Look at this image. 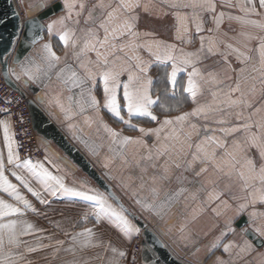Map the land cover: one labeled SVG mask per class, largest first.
Masks as SVG:
<instances>
[{
  "label": "crops",
  "instance_id": "obj_1",
  "mask_svg": "<svg viewBox=\"0 0 264 264\" xmlns=\"http://www.w3.org/2000/svg\"><path fill=\"white\" fill-rule=\"evenodd\" d=\"M15 2L23 17H35L56 3L62 5V11L45 21L46 30L44 39L36 44L27 56L32 57L38 63H42L41 58L45 55L43 45L49 43L52 46V50L60 58L58 68H63L68 65L76 70L79 75L84 76L85 72L79 67V64L85 60L95 61L97 59L96 53L89 52L86 57L82 56L79 59L76 58L74 53L78 52L80 47L83 46V41L87 38L88 29H96L99 37L101 39L103 38V30L98 27L100 20L103 19L100 13L101 11L106 13L111 9L101 10L98 7H94L99 3V0H69L70 3H74L75 5L72 9L71 18L66 19L63 26L57 23L54 26L53 34L50 36L47 25L53 21H58L61 17L68 16V10L64 7V0H15ZM103 2L105 4L110 3L112 7H115L119 4L120 0H103ZM134 2L138 3L139 6L132 9L131 12H125L124 17H138L135 31L139 33V36L135 42L142 44L145 42L152 43L154 41H160L165 44L175 45V55H180L182 51L184 53H198V57H193V60L195 62V68L200 73L199 76L194 78L199 85L200 91L195 101H193L190 94L184 92V88L187 87L188 72L192 71V66H188L184 71L178 73L176 87L173 89L168 80V74L172 71L171 62L168 63L167 67L153 64L147 73V76L153 81L150 94L154 100L159 98L160 103L171 109L170 111L165 112L159 105L154 106L151 111L157 116V119L151 121L149 118H134L132 123L136 125V128L133 130L122 122L116 121L101 107L100 117H102L104 123L110 128L122 136H127L132 139H142L144 141V145L127 146L124 157L127 163L119 156H114V153L109 150L110 146H112L111 139L100 127L96 119V114L92 109H86L85 112L79 113V109L73 107L71 109V119L66 120L64 112L60 110L55 102L49 103L54 97L59 96L61 102L67 108L68 102L66 97L73 95V92L64 89V86L54 75L51 82L45 80L47 87H41L32 82H28L26 85L24 79L17 82L26 89L31 85L38 89L37 94L41 95L45 101L44 103L39 101L44 111L57 123L87 158L94 163L96 168L114 186L126 204L149 226L157 231L177 258L186 264H218V260L225 261L226 264H258V261L261 259L258 254L264 253V247H259L256 241L257 239L258 241H262L264 237L257 236V239H252L247 234L248 232L252 233L254 227L264 228V217H258L253 223H244L245 225L243 227H238L242 220L248 218L250 212L264 213V204L257 203L255 205L250 204L243 213L237 216L238 205L246 203L251 199L249 196L251 189L243 190L241 181L235 177L230 178L224 176L217 172L211 165L207 166V172L196 176L195 172L199 171L201 167L200 163L196 162L192 169L183 172V176L185 177L183 183H179L175 179V174L181 173L182 168H173L172 178L164 181L160 189V199H155L150 191L151 187L154 186L151 177L153 175L159 176L163 173L161 165L167 157L156 161V168L149 166L152 163L151 161L146 159L141 160V154L146 156L149 150L155 155L156 148L154 145L158 146L159 142L155 134L145 136L139 129H156L160 127L164 119L175 120L176 117L184 113H191L198 107L211 105L214 111L208 112L206 117L203 114L200 116H190L183 124L167 126L160 133L161 140H163L175 128L180 138L183 139L185 134L192 131L190 125L195 124L197 129L192 137L193 148L191 149V151H195V144L199 143L205 128L211 130L239 125L245 122V119L256 108H261L262 111L253 115L251 119L253 121L259 120L264 115V92L260 90L261 86L258 79L256 81L257 91L255 93H249L246 97L242 98L252 104L251 108L244 107L243 104L228 107L226 93L229 92L230 87H235L237 79L239 78V69L245 65L237 61L234 54L228 55L227 60H225L221 53L228 51L225 47L226 44H232L235 48H239L240 51L251 55L253 59L247 64L248 72L245 75L258 77V73L253 72L252 68L253 66L259 67V56L255 51L258 47L259 39L248 40L242 33L259 38L264 37V30L252 25H243L236 20H229L227 18V14L229 13L233 16L245 15L236 6L237 0H231L233 7H228L224 0H215L216 13L200 12L197 9L196 11L200 12L202 21L203 31L201 32L196 31V22L191 16L193 10L190 8H172L170 7L171 0H134ZM177 2H182V0H177ZM254 2L257 12L260 15L250 14L247 18L264 23V9L259 7V0H254ZM81 3L85 5L82 11L80 9ZM40 5H43V7H40ZM90 11L93 13V19L88 18ZM76 12H81V14L77 17ZM177 12L188 15L189 17L187 22L188 32L184 33L181 30V39H177L178 25L174 15ZM220 12H224L226 15L219 30H216V25L213 23L212 17ZM77 20L79 23H76ZM117 22L119 23V21ZM209 29H213V31H209ZM64 30L74 31L75 36L73 39L79 41L76 48H73L71 43L68 47H65L63 42L59 40L57 32ZM145 33H151V35H145ZM201 37L205 38L203 51L200 50ZM209 37L213 38L216 42L213 53L207 51ZM128 40L129 37L125 36L121 40L116 41V43H126ZM249 49L253 51L249 52ZM137 52L145 61L154 60V57L146 48H139ZM131 54L130 51L127 53V55ZM114 55L120 56L125 60L127 59L125 52L117 51ZM113 58L114 56H109V60ZM132 63L135 62L133 61ZM178 66L183 67L182 65ZM11 67L15 68L17 72L20 71L19 65H12ZM89 67L95 71L94 65L90 64ZM210 74L215 76V81L211 79ZM121 80H127V73L121 76ZM88 83L91 82L89 81ZM251 83L249 81L248 84H245L241 81L242 89L247 90V87ZM74 92L77 93L76 98L79 99V90L75 89ZM173 92H175V95H173ZM213 92L217 93L216 97H213ZM37 94L34 95V98H37ZM93 94L101 102L102 106L103 91L99 79ZM239 95V93H233L232 99L238 98ZM238 112L243 114V118L240 120L236 117V113ZM122 115L127 119L126 113H122ZM86 117L93 118L94 122L91 126L85 123ZM221 119L225 120L226 123H216V121ZM0 120L9 121L11 130L14 133L11 116L1 109ZM69 124H75V134L83 140L88 141L90 146L97 148V155H93L89 148L85 147L80 140L73 138V132L68 128ZM252 131H256V129L253 128ZM209 134L212 133L210 132ZM215 135L220 139H226L229 150H231L233 140H240L242 142L244 133L237 132L225 138L217 131ZM13 138L16 141L15 135ZM40 145L45 150L46 155L52 159L53 163L60 165V171H57L52 164L45 161V157L39 161H44L45 166L53 174L65 176L67 186L80 188V181L87 180L90 186L98 188L54 145L47 144L42 140ZM209 151H211V147ZM53 152L66 160L67 165L61 164L59 160H56L52 156ZM252 152L255 154V149ZM0 153H3L6 166L10 169L12 166L7 165V148L4 145L2 128H0ZM222 155L223 150L217 149V157L219 158ZM134 156L135 159L133 158ZM19 157L23 161L20 154ZM191 159V155H188L187 160L190 161ZM137 160L140 161L139 165L136 163ZM109 161H111L109 167L105 168L104 164ZM145 167H147V171L142 172L141 169ZM5 174L8 175L12 183L18 184L15 178L11 176L10 171H6ZM110 177L112 178L110 179ZM141 177H143V180ZM142 184L143 187H141ZM34 186L36 185L34 184ZM180 188H184L186 191L174 201L166 204L162 211V218L156 216L154 212L142 209L139 205L135 204L136 198L143 199L148 203L159 204L163 200L166 192L175 193ZM20 191L32 202L37 211H26L23 216L11 217V219L28 221L34 225L35 229L30 235L21 236L19 246L11 249L13 256L17 258V264H126L136 235L129 239L106 220L97 222L92 216H89L87 220L83 219V214L88 210V205L78 198L53 197L45 193V198L49 203L40 204L38 200L32 197L22 187H20ZM133 192L136 193L135 197L132 196ZM216 192H219L221 195L219 199L212 200L210 195ZM0 198H3L9 203H16V201L3 192H0ZM222 201H227L230 207L225 208ZM109 202L114 207H118L113 199L110 198ZM213 209L219 211L220 215H217ZM129 219H131L130 216ZM229 220L233 221L232 227L235 229L234 232H227ZM133 222L135 223V221ZM242 228L247 229V232L243 231ZM85 229L92 230L94 233L93 241L94 243L99 242V246L81 248L78 243L72 240L73 235ZM221 232H227V234L220 241L219 247L215 249L210 248L211 244L216 241V238L220 236ZM245 240L253 245V251L247 254L240 251ZM58 241H63V243H57ZM225 244L231 245L228 252L224 251ZM113 247L118 250L117 253L112 252L111 249ZM29 248H35L36 251L29 252ZM70 248L74 249V251H67ZM120 251L124 252L125 255L122 257L119 256L118 253ZM144 259L145 252L143 250V262ZM161 264L164 263L161 262Z\"/></svg>",
  "mask_w": 264,
  "mask_h": 264
},
{
  "label": "snow or ice",
  "instance_id": "obj_2",
  "mask_svg": "<svg viewBox=\"0 0 264 264\" xmlns=\"http://www.w3.org/2000/svg\"><path fill=\"white\" fill-rule=\"evenodd\" d=\"M224 2L228 7H233L231 0H224ZM74 6V3H70L69 0H64V7L68 10V16L61 17L58 21H53L47 25V30L50 36L53 34L54 26L57 23L63 26L64 21L71 18ZM138 6V3H135L134 0H120L119 4L115 7H112L110 3L105 4L103 0H99V3L94 6L101 10L109 8L111 10L106 13L101 11L100 13V16H102L103 19L100 20L98 27L103 30V38L101 39L99 37L96 29H88L87 38L83 41V46L80 47L78 52L74 53L77 59L82 56L86 57L89 52L96 53L97 59L95 61L85 60L81 61L79 64V67L85 72L84 76L79 75L76 70L68 65L63 68H58L57 66L60 58L52 50V46L49 43L43 45L45 55L41 58L42 63H38L32 57L26 56L23 61L19 59L14 60V63L19 65V72L12 67H8L5 72V75L14 76L17 81L24 79L26 85L28 82H32L41 87H47L45 80L51 82L54 75L64 86V89L73 92V95L66 97L68 102L67 108H65V105L61 102L59 96L54 97L49 103L54 101L60 110L64 112L66 120L71 119V109L73 107H77L79 113L85 112L86 109H92L96 114V119L99 122L100 127L111 139L112 146H110L109 150L114 153V156H119L121 159H124L125 157V149L127 146L144 145V141L142 139H132L127 136H122L120 133L110 128L104 123L102 117H100L101 107L116 121L122 122L127 125L128 128L133 130L136 128V125L132 123L134 118H149L151 121L157 119V116L151 111L154 106L159 105L163 111H170L171 109L160 103L159 98L154 100L150 94L153 81L147 76V73L153 64L167 67L168 63L171 62L172 71L168 74V80L173 89L176 87L178 73L184 71L188 66H192V71L188 72V82L187 87L184 88V92L190 94L193 101H195V98L200 91L199 85L194 79L200 75L199 70L194 66L195 62L193 60V57H198V53H184L182 51L180 55H175V45L165 44L160 41H154L152 43L145 42L142 44L135 42L136 38L139 36V33L135 31L138 17H124V13L131 12L132 9ZM236 6L239 8V11L245 15L233 16L229 13L227 14L229 20H236L243 25H252L264 30V23L247 18L250 14L260 15V13L257 12L254 0H237ZM40 7H43V5H40ZM84 7L85 5L81 3V11ZM170 7L192 9L191 16L196 22L195 27L197 32L203 31L200 12L216 13L215 0H182V2L171 0ZM259 7L264 9V0H259ZM197 9H199L200 12L196 11ZM80 14L81 12H76L77 17ZM29 15H31V13H29ZM174 15L178 25L177 39H181V30H183L184 33L188 32L187 22L189 17L188 15L179 12ZM225 15L224 12L213 15L212 20L216 25V30H219ZM88 18L93 19V13L91 11L89 12ZM117 21H119V23ZM76 23H79V21L77 20ZM40 27L41 30H43V26L41 25ZM209 31H213V29H209ZM57 35L65 47H68L71 43V46L76 48L79 43L78 40L73 39L75 33L72 30L58 31ZM145 35H151V33H145ZM242 35H245L248 40L259 39L258 47L255 49L259 56V67L253 66L252 68L253 72L258 73V77L245 75V73L248 72L247 64L252 61L253 57L240 51L239 48H235L232 44H226L225 47L228 51L221 53L225 60H227L228 55L234 54L237 61L242 65H245L239 69V78L237 79L235 87H230L229 92L226 93V103L228 107H235L243 104L244 107L251 108L252 104L248 100L242 98L246 97L249 93H255L257 91V79L261 86L260 90L264 92V37L257 38L246 33H242ZM125 36L129 37V40L126 43H116V41L121 40ZM204 39V37H201V51L204 49ZM208 40L209 47L207 51L213 53V48L216 47V42L211 37H209ZM35 42L34 39L33 43ZM245 46L247 47V45ZM139 48H146L154 57V60H143L137 52V49ZM117 51L125 52L126 55L130 51L132 54L127 55V59L125 60L120 56L114 55ZM251 51L253 50L249 49V52ZM110 55L114 56L112 60H109ZM133 61L135 63H132ZM90 64L95 66V71L89 67ZM178 65H182L183 67H179ZM125 73H127V80L122 81L121 76ZM210 76L211 79L215 81V76L211 74ZM98 79L102 84V106L101 102L93 94L96 90ZM89 81L91 83H88ZM241 81L245 84H248L249 81L252 83L247 87V90H244L241 87ZM75 89L79 90V99L76 98L77 93L74 92ZM233 93H239L240 95L238 98L232 99ZM173 95H175V92H173ZM212 95L213 97H216L217 93L213 92ZM37 99L41 103L45 102L44 98L39 94H37ZM5 103H9V101H5ZM211 111H214L211 105L201 106L194 109L191 113H184L183 115L176 117L175 120L164 119L160 127L156 129L146 130L140 128L139 131L145 136L155 134L156 139L159 142L158 146L154 145L156 148L155 155L149 150L146 156L141 154L140 159L151 161L152 163L149 166L156 168V161H159L163 157H167L161 165L163 173L159 176L153 175L151 177L154 186L151 187L150 191L155 199H160V189L164 181L172 178L173 168H182L181 173L175 174V179L179 183H183L185 179L183 172L192 169L196 162H199L201 165L199 171L195 172L196 176H200L202 173L207 172V166L211 165L217 172L224 176L230 178L235 177L242 182L243 190L251 189L249 192L251 199L246 203L238 205L237 216H239L249 207L250 204H264V115L256 121L251 119L253 115L260 113L262 109L256 108L255 111L245 119V122L239 125L211 130L205 128L199 143L195 144V151H191L193 148L192 137L197 129L195 124L190 125L192 131L185 134L183 139L180 138V135L175 128H173L171 134L166 135L163 140H161L160 137V133L165 127L173 124H183V122L187 121L190 116H200L203 114L206 117L207 113ZM122 113L127 114V119ZM236 117L240 120L243 118V114L238 112L236 113ZM93 122L92 117L85 118V123L89 126H91ZM216 123L225 124L226 121L221 119L216 121ZM0 128L3 129V141L7 148V165L12 166L10 169L7 168L3 153H0V192L7 194L10 198L16 201V203L13 204L0 198V264H17V258L13 256L11 249L19 246L21 243V236L30 235L32 231L35 230L34 225L26 220L11 219V217L14 216H23L26 211H37L32 202L21 193L20 187L30 193L40 204L49 203L45 198V193L53 197L61 196L66 198H78L80 201L88 205V210L83 214V219L87 220L89 216H92L97 222L106 220L129 239L134 235H139L141 233L144 226L140 225L138 222H133L137 221L138 218L134 213L128 212V209L120 203L119 198L116 197L114 193L109 191L106 194L99 188L90 186L87 180L80 181V188L69 187L65 183V176L53 174V172L45 166L44 161H33L30 158L21 161L17 151L16 141L13 138L14 133L11 130L10 122L0 120ZM68 128L73 132L74 139L80 140L85 147L89 148L93 155L98 154L95 146H90L88 141L83 140L80 136L75 134V124H69ZM253 128H255L256 131H252ZM217 131L225 138L234 135L237 132H243V141L233 140L231 150H229L226 139H220L215 135V132ZM210 132L212 134H209ZM210 147L211 151H209ZM217 149L223 150V155L219 158L217 157ZM253 149H255V154L252 152ZM188 155H191L192 157L190 161L187 160ZM52 156L55 157L56 160H59L61 164L67 165V161L62 157H59L56 153L53 152ZM133 158L135 159V156ZM45 161L52 164L57 171H60V165L54 164L49 156H45ZM110 162L111 161L106 162L104 167L108 168ZM124 162L127 163V160L124 159ZM136 163L139 165L140 161L137 160ZM6 171H10L11 176L15 178L18 184L12 183V181L9 180L8 175L5 174ZM141 171L146 172L147 167L142 168ZM111 178L112 177H110V179ZM141 179L143 180V177H141ZM34 184L36 186H34ZM141 187H143V184ZM185 191L186 189L180 188V190L175 193L166 192L163 200H161L159 204L148 203L139 198L135 199V204L139 205L142 209L154 212L156 216L162 218V211L166 204L177 199ZM220 195L219 192H216L211 194L210 198L212 200H217ZM132 196L135 197L136 193L133 192ZM110 198L116 200L118 207H114L113 204L109 202ZM222 203L225 208L230 207L227 201H222ZM213 211H215L217 215H220V212L216 209H213ZM129 216L132 218L129 219ZM258 217H264V213H257L255 211L250 212L248 218L242 223L251 224ZM232 223L233 221L229 220L227 232L235 231L232 227ZM242 230L247 232V229L245 228H242ZM227 232H221L220 236L216 238V241L211 244L210 248L215 249L219 247L220 241ZM250 234L253 235V239L257 236L264 237V228L254 227ZM93 237L94 233L92 230L85 229L84 231L73 235L72 240L75 243H78L81 248L99 246V242L94 243ZM145 241L143 248L145 252L144 264H161L159 249L166 248V245L161 243L154 234L150 241L146 235ZM57 243H63V241H58ZM258 246L264 247V240L260 241ZM230 247V244H225L224 251L228 252ZM111 250L113 253L118 252L114 247ZM28 251L32 252L36 251V249L29 248ZM67 251H74V249L70 248L67 249ZM240 251L246 254L250 253L253 251L252 243L245 240ZM118 254L121 257L125 255L122 251ZM258 255L261 257L258 264H264V253ZM133 260H135L134 256ZM218 264H226V262L218 260Z\"/></svg>",
  "mask_w": 264,
  "mask_h": 264
},
{
  "label": "water",
  "instance_id": "obj_3",
  "mask_svg": "<svg viewBox=\"0 0 264 264\" xmlns=\"http://www.w3.org/2000/svg\"><path fill=\"white\" fill-rule=\"evenodd\" d=\"M60 11H62V5L56 3L35 17H22V13L15 0H0V65L2 67L3 77L6 82L17 91L23 94L25 93L24 91H29L28 93L31 95L29 105L39 141L41 142L42 140L58 148L87 177V179L94 183L101 191L105 193L109 191L114 193L115 196L119 198L120 203L128 209V212L134 213L138 218L135 223L138 222L140 225L144 226L142 228L144 237L147 235L150 241L154 234L161 243L166 245V248L159 249L162 263L186 264L174 255L157 231L149 226L128 206V204H126L115 190L114 186L96 168L94 163L87 158L57 123L44 111L39 100L34 98V95L38 93V89L32 85L26 89L18 84L14 76L5 75L8 67L18 65L14 63V60L19 59L22 61L34 46L44 39L46 30L45 21ZM41 25L43 26V30H41ZM34 39L36 41L35 43H33ZM114 201L116 202V200ZM243 221L244 220L240 222L241 224H239L238 227H243L245 225L242 223ZM250 233L251 232H248L247 235L253 239V235ZM256 243L259 245L260 241L257 239Z\"/></svg>",
  "mask_w": 264,
  "mask_h": 264
},
{
  "label": "built area",
  "instance_id": "obj_4",
  "mask_svg": "<svg viewBox=\"0 0 264 264\" xmlns=\"http://www.w3.org/2000/svg\"><path fill=\"white\" fill-rule=\"evenodd\" d=\"M24 92L23 94L17 91L6 82L0 65V109L12 118L14 135L21 158L23 160L30 158L33 161H37L43 159L46 156V152L41 147L38 133L34 128L29 105L31 95L27 91ZM5 101H9V103H5ZM144 244V232L141 231V233L135 237L126 264H144ZM133 256L135 260H133Z\"/></svg>",
  "mask_w": 264,
  "mask_h": 264
}]
</instances>
